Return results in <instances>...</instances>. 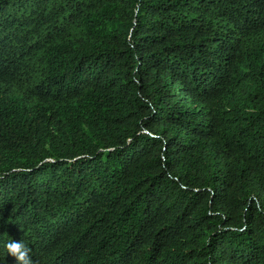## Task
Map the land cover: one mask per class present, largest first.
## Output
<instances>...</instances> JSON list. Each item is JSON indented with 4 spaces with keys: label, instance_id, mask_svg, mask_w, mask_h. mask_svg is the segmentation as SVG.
<instances>
[{
    "label": "trees",
    "instance_id": "obj_1",
    "mask_svg": "<svg viewBox=\"0 0 264 264\" xmlns=\"http://www.w3.org/2000/svg\"><path fill=\"white\" fill-rule=\"evenodd\" d=\"M264 264V0H0V264Z\"/></svg>",
    "mask_w": 264,
    "mask_h": 264
},
{
    "label": "clouds",
    "instance_id": "obj_2",
    "mask_svg": "<svg viewBox=\"0 0 264 264\" xmlns=\"http://www.w3.org/2000/svg\"><path fill=\"white\" fill-rule=\"evenodd\" d=\"M6 256H11L14 264H33L30 249L21 240L12 239L4 245Z\"/></svg>",
    "mask_w": 264,
    "mask_h": 264
}]
</instances>
